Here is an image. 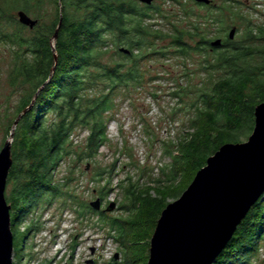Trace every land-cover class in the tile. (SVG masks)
<instances>
[{
    "label": "trees",
    "instance_id": "obj_1",
    "mask_svg": "<svg viewBox=\"0 0 264 264\" xmlns=\"http://www.w3.org/2000/svg\"><path fill=\"white\" fill-rule=\"evenodd\" d=\"M169 1L184 7L177 23L169 21V13L155 3L147 6L139 0H55L56 21L48 25L44 23L47 0H0V21L15 28L4 36L13 46L10 85L30 88L8 130V136L14 133L13 166L8 178L12 190L9 196L6 193L12 207L17 252L14 264H23L26 254L22 251L26 250L27 240L39 231L35 216L44 214L58 200L62 199L65 207L70 202L79 219L85 218L87 212L97 214L90 204L68 191L72 178L61 183L56 175L69 159H74V163L95 160L110 143L109 126L115 121L121 100L131 101L134 92L144 89L148 77L151 82L162 79L149 75L154 65L147 63L157 60L164 65L176 58L188 67L189 62L196 63L195 56L199 55L206 78L200 84L194 83L188 79L191 73L185 71L187 84L176 82L177 89L171 96L182 105L179 112L184 106L191 110L189 132L177 142L164 145L165 155L172 163L161 170L165 179L154 181L158 187L169 185V190L157 191L153 196L151 188L143 191L136 184L128 186L127 198L134 205L127 210L128 237H152L169 199L181 196L207 160L224 145L242 143L253 133L255 109L264 102V46L259 49L264 35L258 38L249 21L241 41H231L228 35L220 48H213V29L226 28L224 19L228 13L244 18L239 9L243 3L232 0L218 5V0H211L210 5H204L194 0L186 4L183 0ZM192 2L193 8L205 13L189 8ZM18 10L39 22L34 30L29 29V35L28 28L12 15ZM157 16L167 20L171 28H161L153 22ZM61 17L59 37L53 41ZM258 28L264 34V25ZM122 48L129 54L122 53ZM257 61H261L260 65ZM17 119L19 124L14 130ZM84 131L89 132L85 146L77 148L73 137ZM116 167L117 162L96 174L101 178L99 183L105 181L97 191L102 201L110 194ZM263 207L261 199L255 206L256 214L240 225L216 264H253L258 259L264 242V214L260 213ZM101 212L98 216L104 221L107 216ZM23 226L26 231L21 233ZM116 241L130 253L127 264H139L136 253Z\"/></svg>",
    "mask_w": 264,
    "mask_h": 264
},
{
    "label": "rangeland",
    "instance_id": "obj_2",
    "mask_svg": "<svg viewBox=\"0 0 264 264\" xmlns=\"http://www.w3.org/2000/svg\"><path fill=\"white\" fill-rule=\"evenodd\" d=\"M225 1L232 0H218L217 3L223 5ZM236 1L243 3L239 9L244 18L226 14L224 19L226 30L219 28L220 26L214 28L212 38L225 40L230 30L236 27L238 28L236 38L241 41L250 24L258 38H262L264 34L258 27L264 25V0ZM186 3L188 0H183V4ZM155 5L165 13H169L171 22L177 23L183 15L184 7L174 5L169 0H157ZM193 5L194 2L189 3V8L195 10V13L202 15L205 13L204 10L199 11L193 8ZM18 12L19 10L12 12L17 20ZM31 17L35 19L34 16L31 15ZM56 17L55 0H47L44 23L51 25L56 21ZM153 22L160 24L161 28H171L169 22L159 16ZM0 25L1 152L7 141L11 140V134L8 136L9 126L17 114L19 103L28 94L30 88L17 89L10 85L9 74L14 64L13 46L4 40V36L14 32L15 28L9 27L5 20H1ZM26 35H29V29L26 30ZM261 45L264 46V43H260L259 49L263 48ZM195 62H189L188 67L176 58L165 61L164 65H160L157 60L147 63V66L154 65L149 75L160 76L162 79L151 82L148 77L144 89L134 92L131 101L121 100L115 121L109 126L110 143L101 149L100 155L92 161L84 160L74 163V159H69L59 168L56 180L64 183L67 178H72L68 191H73L80 201L90 204L101 198L97 191L104 187L105 181L99 183L98 180L101 178H98L96 174L117 162L111 191L109 196L104 198L102 207L105 210L111 203H116L117 209L114 212H105L107 218L105 217L104 221L98 216L102 213L101 211H96L97 214L87 212L85 218L79 219L71 209L70 202L65 207L63 200H58L44 214L40 212L35 216L39 231L33 232L27 240L26 250L22 251V254H26H23V264H125V262L127 264V256L130 253L125 252L116 239L123 245H128L129 249L133 250L132 253H136L139 264H148L151 240L155 232L152 237H145V234L128 237L129 226L125 223L129 220L127 210L130 205L132 208L134 205L127 198L126 190L131 183L136 184L143 191L153 189V196H156L157 191L169 190V185L158 187L154 181L165 179L161 170L165 168V165L172 163V159L165 155L164 145L172 141L177 142L180 137L187 134L189 119L193 116L186 106L179 112L182 105H178V101L171 94L177 89L176 82L187 84L185 73L190 72L188 79L198 84L206 78L201 66L202 57L196 55ZM260 63L261 61H257L258 65ZM174 111L178 112L173 115ZM251 135L252 133L243 142H247ZM88 136L87 131L74 135L73 141L77 148H84ZM104 178L107 180V176ZM11 190L12 186H8L7 196ZM180 197L169 199V203L175 202ZM257 210L258 208L254 207L248 218L253 217ZM260 213L264 214V207ZM25 228L26 226H23L20 232L26 231ZM14 233H16L15 230ZM16 256L17 252H14V262L17 263ZM253 264H264V242L259 257Z\"/></svg>",
    "mask_w": 264,
    "mask_h": 264
},
{
    "label": "water",
    "instance_id": "obj_3",
    "mask_svg": "<svg viewBox=\"0 0 264 264\" xmlns=\"http://www.w3.org/2000/svg\"><path fill=\"white\" fill-rule=\"evenodd\" d=\"M155 1L139 0L147 6H152ZM194 1L204 5L212 3L211 0ZM17 17L19 23L30 30L39 23L24 11H19ZM61 25L62 17L53 41L58 39ZM236 34L237 28L234 27L229 32V39L235 40ZM222 45L221 39L211 42L213 48ZM121 52L129 54L125 48ZM37 97L38 94L34 101ZM18 124L19 119L14 130ZM13 139L12 132L11 140L0 152V264H14L12 207L6 198L13 166ZM263 197L264 102L255 109V128L248 141L224 145L207 160V165L197 173L181 197L162 212L151 240L148 264H216L240 225ZM90 206L99 212L110 213L117 209V204L111 203L103 210L100 198Z\"/></svg>",
    "mask_w": 264,
    "mask_h": 264
}]
</instances>
